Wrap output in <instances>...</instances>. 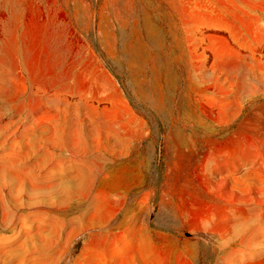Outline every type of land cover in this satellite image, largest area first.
I'll return each mask as SVG.
<instances>
[{
	"label": "rangeland",
	"instance_id": "374dc122",
	"mask_svg": "<svg viewBox=\"0 0 264 264\" xmlns=\"http://www.w3.org/2000/svg\"><path fill=\"white\" fill-rule=\"evenodd\" d=\"M0 264H264V0H0Z\"/></svg>",
	"mask_w": 264,
	"mask_h": 264
},
{
	"label": "bare ground",
	"instance_id": "6f19581e",
	"mask_svg": "<svg viewBox=\"0 0 264 264\" xmlns=\"http://www.w3.org/2000/svg\"><path fill=\"white\" fill-rule=\"evenodd\" d=\"M124 56V55H123ZM77 104V103H76Z\"/></svg>",
	"mask_w": 264,
	"mask_h": 264
}]
</instances>
